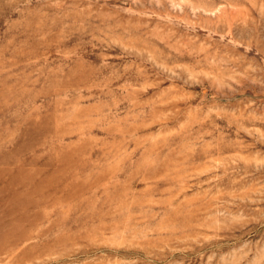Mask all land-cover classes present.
Listing matches in <instances>:
<instances>
[{
	"label": "rangeland",
	"instance_id": "obj_1",
	"mask_svg": "<svg viewBox=\"0 0 264 264\" xmlns=\"http://www.w3.org/2000/svg\"><path fill=\"white\" fill-rule=\"evenodd\" d=\"M0 264H264V0H0Z\"/></svg>",
	"mask_w": 264,
	"mask_h": 264
}]
</instances>
